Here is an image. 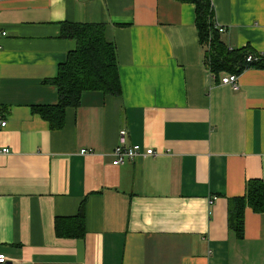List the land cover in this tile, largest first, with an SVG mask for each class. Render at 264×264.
<instances>
[{
  "label": "crops",
  "instance_id": "0c3cea01",
  "mask_svg": "<svg viewBox=\"0 0 264 264\" xmlns=\"http://www.w3.org/2000/svg\"><path fill=\"white\" fill-rule=\"evenodd\" d=\"M210 1L228 48L264 54V0ZM62 23L105 25L122 91L84 92L54 130L33 108L58 101ZM203 50L189 2L0 0L4 264H264V213L227 226L228 199L264 181V69L234 89ZM120 130L157 154L114 165ZM82 206L84 235H59Z\"/></svg>",
  "mask_w": 264,
  "mask_h": 264
},
{
  "label": "trees",
  "instance_id": "16d2710c",
  "mask_svg": "<svg viewBox=\"0 0 264 264\" xmlns=\"http://www.w3.org/2000/svg\"><path fill=\"white\" fill-rule=\"evenodd\" d=\"M179 1L192 3L195 7V27L199 43L204 49V62L214 78L218 79L223 73L238 75L249 67L264 69L263 54L255 53L247 47L230 49L221 40L210 0ZM60 33L61 37L73 40L75 48L67 53L65 62L58 66L56 77L44 80V83L55 88L58 101L54 105L33 108L54 130L63 126L68 108L80 105L84 92L96 91L103 95L120 96L122 91L115 45L106 39L104 24L62 23ZM248 55L255 56V59L247 62ZM247 207L264 213V181L249 180L242 196L228 199L227 226L239 238L243 236L244 212ZM82 210L83 206L76 217L69 219L71 224L68 228L61 229L66 220L57 219L56 232L65 236H83Z\"/></svg>",
  "mask_w": 264,
  "mask_h": 264
},
{
  "label": "built area",
  "instance_id": "2783aa9c",
  "mask_svg": "<svg viewBox=\"0 0 264 264\" xmlns=\"http://www.w3.org/2000/svg\"><path fill=\"white\" fill-rule=\"evenodd\" d=\"M216 28H218L219 32L224 31V28L220 27L219 25H216ZM264 55V54H263ZM255 59V56L248 55L246 57L247 62H251ZM220 83L223 85H231L234 89L237 88V75L235 74H225L220 77ZM6 124L5 121H0V127H4ZM127 133L125 130H120L119 132V143L118 145L113 149V156L114 159L112 163L114 165H121L125 163L128 160H132L138 156H153L156 155L153 150L146 149L144 152H142V149L139 145H129L127 143ZM2 152H7L6 148L2 149ZM87 151L84 149L80 151L81 154H85ZM210 204L213 202V200L208 201ZM7 258L5 255L0 254V264L6 263Z\"/></svg>",
  "mask_w": 264,
  "mask_h": 264
}]
</instances>
